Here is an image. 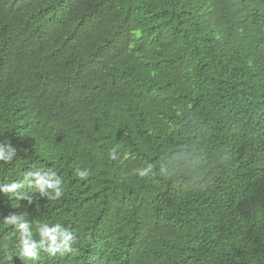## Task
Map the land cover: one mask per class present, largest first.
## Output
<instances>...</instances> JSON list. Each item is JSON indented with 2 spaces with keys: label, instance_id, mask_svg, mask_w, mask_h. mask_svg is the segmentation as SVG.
<instances>
[{
  "label": "trees",
  "instance_id": "obj_1",
  "mask_svg": "<svg viewBox=\"0 0 264 264\" xmlns=\"http://www.w3.org/2000/svg\"><path fill=\"white\" fill-rule=\"evenodd\" d=\"M0 145V264H264V0H0Z\"/></svg>",
  "mask_w": 264,
  "mask_h": 264
},
{
  "label": "clouds",
  "instance_id": "obj_2",
  "mask_svg": "<svg viewBox=\"0 0 264 264\" xmlns=\"http://www.w3.org/2000/svg\"><path fill=\"white\" fill-rule=\"evenodd\" d=\"M4 147L11 148V145H0V159L5 161H10L12 156L11 153L5 154L3 150ZM109 158L115 159L114 151L109 152ZM29 176H35V186L40 189L43 193L45 190V186L48 188L53 189L55 195L53 196L52 193H48L52 200H57L56 198L61 195L60 189L56 186L57 182H53V177L55 176V172L50 171L44 174H40L39 172L28 173ZM89 175L87 170L79 172V176L83 179ZM135 175L139 176L140 178L148 177V170L147 169H136ZM27 178V177H26ZM18 185L16 183H12L11 185L7 186L5 190L9 192H13ZM13 221L18 219V217L13 216L11 218ZM59 222H44L37 225L36 231L40 233L41 239L39 241H30L28 236L30 235L27 233V225L25 223H21L18 225V230H22L20 233V237L18 240V246L23 247L24 253L28 256L35 255L34 249L37 247V244H43L44 239H48L50 241V246L48 251L50 254H54L56 250L60 247L61 244L64 246V252H70L73 249L70 247V242L74 241L75 237L73 236L72 232L68 229H60ZM63 254V253H61Z\"/></svg>",
  "mask_w": 264,
  "mask_h": 264
}]
</instances>
